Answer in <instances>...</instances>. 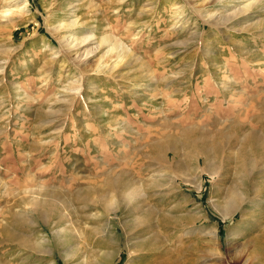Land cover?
Instances as JSON below:
<instances>
[{"label":"rangeland","instance_id":"rangeland-1","mask_svg":"<svg viewBox=\"0 0 264 264\" xmlns=\"http://www.w3.org/2000/svg\"><path fill=\"white\" fill-rule=\"evenodd\" d=\"M188 126L221 143L219 177L202 172L200 191L180 180L189 210L201 201L207 212L197 224L218 231V254L201 252L212 236L186 220L163 226L149 254L166 251L168 264H258L264 191L245 222L212 208L210 191L216 178L235 177L240 139L263 130L264 0H0V264H65L55 230L75 233L76 261L102 260L120 237L125 247L122 221L134 213L115 212L121 196L104 178L143 177L151 195L154 178L139 170L154 162L151 146ZM104 187L108 210L97 202ZM128 258L124 249L113 263Z\"/></svg>","mask_w":264,"mask_h":264},{"label":"bare ground","instance_id":"bare-ground-1","mask_svg":"<svg viewBox=\"0 0 264 264\" xmlns=\"http://www.w3.org/2000/svg\"><path fill=\"white\" fill-rule=\"evenodd\" d=\"M72 24H74V22L71 20V23L60 24L59 27L67 28L71 27ZM87 38L88 37H83L79 39L80 42H83L88 40ZM107 38L108 37L105 39ZM121 46L122 45H119V47ZM118 49L119 48H117V50ZM216 142H207L206 139L199 135V130L197 127L193 128L189 126L185 129L182 127V129L177 133L166 134L160 141L155 142V144L151 146L153 153L148 155L151 159H154L152 160L154 162L152 165H147V167L143 168L140 167L139 169L142 170V173H144V171H148L147 174H151L149 177L154 178L149 186L155 187L156 190L151 193V195L146 194L145 191L142 192V186L144 185L142 176V178L139 177L140 179H138V181H134L133 184L131 183L132 185L129 183V181L128 183L131 186L128 183H119L117 179H114L115 177L104 178L103 183L107 185V187L111 188L112 192L115 191L116 195L118 194L121 196L120 205L115 207L117 208L115 212H123L124 214L134 213L133 218L126 222L122 221L121 227L124 229V233L127 237L126 242H124L125 247L122 246L123 244H121L120 237L118 248L112 253L110 252L102 254V260L98 261V259H95L91 260L89 263H85V261L82 260L76 261L74 260V254L76 253L74 252L76 249V243H74L75 233L69 231L70 229H68L67 233H65V239L62 237L64 239L63 240L60 237V234H62L60 232L62 230H55L53 233L55 234L56 243L59 246V255L62 256L65 264H114V259H116L120 252L124 249L127 250L129 255V258L124 262L125 264H168L169 262H167V260H165V258L162 256L163 253H166V251L153 254H149V252H157L161 248L159 241H161V234L164 230V227H167L168 224H180L179 221L181 220L189 221L191 225H195L192 230L195 234H198V236H206L211 234L214 246L208 245V242H210L209 240H204L201 246V248H203V250L201 249V252H215L218 254L219 247H217L218 244L216 243L218 231L215 229L206 231L208 230L206 227L197 224L201 218L207 217V212L204 209V205L201 201L198 202V205L194 210H189V204L192 203L193 200L190 196H187V194L184 193L185 190L183 189L180 182V180H182L185 184L190 185L196 188V190L200 191L203 187V176L201 175L202 172L209 173L211 176H220L218 172L220 170L222 171V166L224 168L225 161L218 158L222 148L219 145L221 143L218 142V144ZM240 142L241 143L236 146L233 156L230 155L232 161L229 164L233 165V174L235 177L232 179L229 185H224L222 183V185H220V178H216L210 191V204L211 207L219 211L224 218H228L233 214H240L243 216L242 220L245 222L249 219V210L256 209L260 204L262 197L259 196V190L261 189L264 191V126L262 133L248 131L247 135H245L243 139H240ZM156 160L163 163V167H161L160 164H157L158 161L155 162ZM258 162L261 163L262 168L259 172L257 171L255 173L256 175L253 176L251 173L256 168V165L259 164ZM209 164H211V166ZM242 178L248 180V183L244 184V186L249 191L247 194L252 196H247L245 193ZM133 186H135L136 190L133 188ZM109 190L110 189L104 187L101 194L98 195L100 199L97 200V202H99L105 210L109 209V196H112V193L108 195L110 193L108 192ZM133 190H135V192H133ZM114 198L112 200H114ZM137 199V203L134 202ZM150 199L156 201H151ZM262 201H264V198ZM41 210L39 208H35L34 213L38 215L39 218L44 219L46 218V214L44 211L41 212ZM193 211L195 214L198 212L200 216L193 218V216H191V212ZM50 213H48V215ZM32 219L30 221H32ZM44 221L47 222L46 219H44ZM66 227L63 228L66 230ZM44 239L47 242L49 241L46 239V237ZM50 248L51 250H49L51 252L48 250L47 251L52 253V247L50 246ZM259 254L260 255L257 256V259L260 260L258 264H264V258L262 256L263 252L261 251ZM55 263H57V261Z\"/></svg>","mask_w":264,"mask_h":264}]
</instances>
